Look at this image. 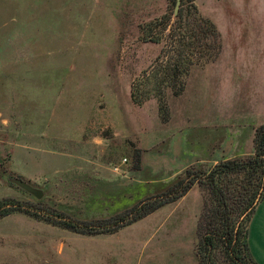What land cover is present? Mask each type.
Instances as JSON below:
<instances>
[{
  "label": "rangeland",
  "instance_id": "obj_1",
  "mask_svg": "<svg viewBox=\"0 0 264 264\" xmlns=\"http://www.w3.org/2000/svg\"><path fill=\"white\" fill-rule=\"evenodd\" d=\"M200 3L204 11L218 4ZM175 4L0 0V201L19 208L0 214V264H200L195 246L210 193L198 184L114 233H76L20 211L106 220L187 168L249 155L252 106L235 104L240 88L229 68L244 45L234 39L233 19L222 20L234 10L213 7L221 43L211 23L175 18ZM173 56L183 61L179 70L196 63L180 95L183 77L164 72ZM153 70L165 78L161 102L135 103L133 82Z\"/></svg>",
  "mask_w": 264,
  "mask_h": 264
},
{
  "label": "trees",
  "instance_id": "obj_2",
  "mask_svg": "<svg viewBox=\"0 0 264 264\" xmlns=\"http://www.w3.org/2000/svg\"><path fill=\"white\" fill-rule=\"evenodd\" d=\"M186 3L189 4L185 7ZM190 16L194 17L195 21L204 24L211 23L209 26L213 30L216 29L210 19L199 14L198 7L194 2H182L178 19L182 23L184 18ZM166 17L169 16H164V18ZM172 33L170 36L174 37L175 34ZM215 34L219 39L217 29ZM170 53L173 54L172 50ZM173 59L175 63H169L164 72L173 71L172 76L175 80L177 77L179 79L180 76L183 77L181 88L174 90V94L180 95L184 90L190 67L196 63L192 62L187 65L186 69L179 70L183 61L179 63L174 56ZM159 71L153 70L150 74L146 72L133 82L131 93L135 103L141 104L151 98H157L161 102L160 89L165 78L163 75H159ZM197 184L210 193V199L204 203L199 218L200 235L195 246L200 264H219L220 260L227 264H258L251 251L249 228L256 209L264 198V124L256 128L253 153L220 160L207 169L187 168L183 174L169 183L157 195L139 201L128 211L106 220L74 222L60 218L61 216L57 214L54 216L55 218L50 219L49 216L38 211L32 212L28 209L20 211L76 233L86 235L114 233L143 219L161 207L179 200ZM17 207L14 200H1L0 214L8 215L19 210Z\"/></svg>",
  "mask_w": 264,
  "mask_h": 264
},
{
  "label": "crops",
  "instance_id": "obj_3",
  "mask_svg": "<svg viewBox=\"0 0 264 264\" xmlns=\"http://www.w3.org/2000/svg\"><path fill=\"white\" fill-rule=\"evenodd\" d=\"M151 1L153 0H115V2ZM262 1L264 0H261V2H258V0H193L200 13L204 17L210 19L215 25L221 43L223 33L220 31L218 23L213 17V12L216 11L214 8H217V12L220 14L221 12L226 11L221 10L222 8L226 9V6L227 8L234 10L233 15L228 14L229 17L228 15H222V20L231 21L233 19L234 39L236 40V43L239 41L244 45V57L242 56L238 59L241 54L239 55V50H236L234 55L239 56L234 59L232 58L229 61L233 63V66H229V68L235 78L234 85L236 88H240L237 90L235 104L240 105L241 103H250L252 108L251 110H248V113H251L254 116L253 122L256 124L254 130L247 136L248 139H246L247 141L245 144L250 145V147L244 152L246 154L254 152L256 128L264 124V2ZM107 2H112V0H107ZM200 2H217L218 4H214L211 8L204 11L203 5ZM220 2H230V5H225ZM259 24H261V28ZM242 109L241 106V110ZM202 135L204 134L202 133L201 136ZM241 147L242 142L239 148ZM249 243L255 260L258 264H264V198L259 203L251 220L249 228Z\"/></svg>",
  "mask_w": 264,
  "mask_h": 264
},
{
  "label": "water",
  "instance_id": "obj_4",
  "mask_svg": "<svg viewBox=\"0 0 264 264\" xmlns=\"http://www.w3.org/2000/svg\"><path fill=\"white\" fill-rule=\"evenodd\" d=\"M182 1L183 0H176V4H175V9H174V17L176 18L179 14L181 5H182ZM2 161V159L0 158V162ZM11 181L20 186L21 188H23L24 190H26L27 192L33 194L36 198L41 199L44 196V191L41 188H37L35 186H33L31 183H29L28 181L22 179V178H18V177H13L11 178Z\"/></svg>",
  "mask_w": 264,
  "mask_h": 264
}]
</instances>
